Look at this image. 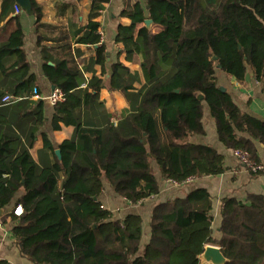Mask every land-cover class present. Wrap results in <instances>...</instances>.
<instances>
[{"label":"trees","instance_id":"obj_1","mask_svg":"<svg viewBox=\"0 0 264 264\" xmlns=\"http://www.w3.org/2000/svg\"><path fill=\"white\" fill-rule=\"evenodd\" d=\"M108 1L90 0L89 18L96 17ZM147 4L155 30L144 25L143 10L133 2L120 13L130 23L119 24L115 37L127 59L138 58L144 83L136 94H129L133 76L123 64L113 63L108 86L125 94L130 109L116 124L95 127L84 125L75 109L81 102L90 106L97 101L101 81L89 82L92 91L79 89L81 72L68 58L66 37L54 46L56 58L46 54L42 44L46 38L38 32L46 24L40 23V10L31 2L37 43L45 52L44 72L63 93V100L53 105L52 127L59 129L62 122L75 130L71 139L59 144L60 158L53 152L54 162L39 167L29 148L34 131L44 121L42 100L33 110L20 112L32 121L27 144L13 128L15 117L7 118L0 108L1 221L5 223L9 215L19 255L32 264H199L197 256L207 244L219 246L225 264H264L263 195L250 194L246 201L224 197L218 236L213 234L206 189L195 188L183 197L155 203L144 244L139 214L114 218L99 201L104 182L133 204L157 194L151 160L163 180L178 183L224 172L221 153L211 145L188 141L192 135L204 134L205 105L223 146L245 151L260 162L258 141L264 154V120L243 112L226 90L219 89L215 76L220 64V70L242 82L250 67L264 90V0H148ZM22 37L17 28L0 48L1 53L10 47L17 51L11 64L18 72L17 90L26 89L31 80L25 78L28 65ZM76 40L98 44V22L90 19ZM95 59L104 69L103 45ZM43 144L52 148L46 138ZM10 205V213L4 214ZM17 205L19 215L14 213ZM0 264L8 263L0 258Z\"/></svg>","mask_w":264,"mask_h":264},{"label":"crops","instance_id":"obj_2","mask_svg":"<svg viewBox=\"0 0 264 264\" xmlns=\"http://www.w3.org/2000/svg\"><path fill=\"white\" fill-rule=\"evenodd\" d=\"M34 1L39 8L40 23L46 27L38 29V32L46 38L42 44L47 47L46 54L56 58L57 51L54 46L59 45L62 37H66L70 50L68 58L78 64L81 72L79 89L92 91L87 85L93 78L101 81V86L97 92V101L90 106H84L82 102L75 109L76 114L81 118L84 125L103 127L112 123L113 119L118 122L130 109L129 101L124 93L119 90H111L108 86L109 76L112 73V64L119 62L125 66L133 76V88L129 94L134 95L144 83V77L138 58L127 59L122 51V44L115 42L117 26L128 25L130 20L121 15V11L133 2H138L143 10L144 17L148 19V0H109L94 18H89L90 0H27L22 3L18 0H0V48L8 43L13 31L19 28L22 31L21 50L28 65L27 77H31L29 86L24 90H17L16 77L18 75L16 67L11 64L17 58L15 47H10L6 52H0V97L9 94H18L20 99L14 103L1 106L2 112L7 118L15 117L13 128L19 132L22 141L27 144V138L33 129L32 121L20 116L24 112H29L36 108L38 101L42 100V114L44 121L34 131V141L29 148V153L39 167L49 165L54 162V150L66 139H71L74 135V126L59 123V129H53V105L45 98L56 88L47 78L43 68L42 46L37 43V28L35 14L31 8ZM18 7V12L15 9ZM92 19L99 24L100 40L98 44H84L77 42V37L84 32L87 22ZM145 19V20H146ZM144 25L151 30L156 26L150 23ZM103 45L106 55L104 69L96 63V51L98 46ZM45 49V48H44ZM54 50V51H53ZM60 58V55L58 56ZM47 60V59H46ZM51 65V60H47ZM217 84L226 89L237 106L257 118L264 120V90L262 84L255 80L250 67L247 68L245 78L242 82H237L233 77L225 74L219 69L215 72ZM54 88H53V87ZM34 89L36 94H33ZM29 92V93H28ZM27 98V99H26ZM132 104L135 103V96H132ZM12 113H17L18 116ZM204 134H195L189 137L188 141L195 144L211 145L224 157L226 170L217 175L202 176L192 178L185 184L177 185L169 180H163L158 166L154 160L150 161V166L158 180L159 191L157 194L149 196L138 203H130L115 194L110 186L104 182L103 190L99 196L102 206L111 211L114 218H120L125 213L139 214L142 218L143 237L142 244L149 239V222L152 207L155 203L165 201L174 197H183L195 188H204L211 196L213 234L218 236V226L220 224V209L224 197L233 196L241 201H246L250 194L264 196V169L260 172H251L241 165L232 149H228L218 141L215 131L214 121L210 115L208 107L203 109ZM246 136L245 133H239ZM46 138L51 143V149L45 147L43 140ZM255 146L259 154V160L264 166V154L262 145L255 141ZM10 205L4 214L10 213ZM4 225V232L0 233V258L8 264H32L19 255L18 249L10 233L12 223L7 215Z\"/></svg>","mask_w":264,"mask_h":264},{"label":"built area","instance_id":"obj_3","mask_svg":"<svg viewBox=\"0 0 264 264\" xmlns=\"http://www.w3.org/2000/svg\"><path fill=\"white\" fill-rule=\"evenodd\" d=\"M16 11L18 12V7L15 6ZM33 94H36V90L34 89ZM48 102L51 105H55L59 102H61L63 100V93L59 88H54L48 96L45 97ZM20 98L18 96H13V95H9V94H5L2 96L0 102L1 105L3 104H8V103H14L16 101H18ZM113 124H116V120L113 119ZM233 154L235 155V157L237 158L238 162L243 165L247 170L251 171V172H260L264 169V166L261 162H255L254 160L249 158V155L247 152L245 151H241L238 149H233L232 150ZM192 180V177H188L186 178L184 181L182 182H174L177 185L180 184H185L188 183L189 181ZM14 213L16 215H19L21 213V206L17 205L14 209ZM0 230H2V232H4V225L0 222Z\"/></svg>","mask_w":264,"mask_h":264},{"label":"water","instance_id":"obj_4","mask_svg":"<svg viewBox=\"0 0 264 264\" xmlns=\"http://www.w3.org/2000/svg\"><path fill=\"white\" fill-rule=\"evenodd\" d=\"M22 3H25L27 0H18ZM146 25L152 23L151 19L144 20ZM240 47V46H239ZM212 59H216V56H212ZM217 68H221L220 64H217ZM53 87V86H52ZM54 88V87H53ZM221 91H225L226 89L222 86H219ZM55 155L60 158V150H54ZM2 212V209H0ZM199 260V264H225L227 262V258L221 252L219 246L207 244L204 246L203 251L197 256Z\"/></svg>","mask_w":264,"mask_h":264},{"label":"rangeland","instance_id":"obj_5","mask_svg":"<svg viewBox=\"0 0 264 264\" xmlns=\"http://www.w3.org/2000/svg\"><path fill=\"white\" fill-rule=\"evenodd\" d=\"M219 68L216 67L215 72H218ZM172 183H174L173 181H171ZM2 232V230H0V233Z\"/></svg>","mask_w":264,"mask_h":264}]
</instances>
